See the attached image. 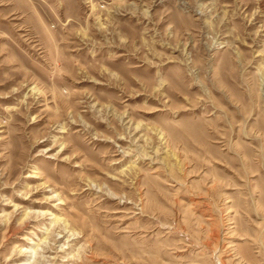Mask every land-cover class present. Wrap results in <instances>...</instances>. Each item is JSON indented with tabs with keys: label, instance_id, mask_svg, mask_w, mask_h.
<instances>
[{
	"label": "rangeland",
	"instance_id": "rangeland-1",
	"mask_svg": "<svg viewBox=\"0 0 264 264\" xmlns=\"http://www.w3.org/2000/svg\"><path fill=\"white\" fill-rule=\"evenodd\" d=\"M0 264H264V0H0Z\"/></svg>",
	"mask_w": 264,
	"mask_h": 264
},
{
	"label": "bare ground",
	"instance_id": "bare-ground-1",
	"mask_svg": "<svg viewBox=\"0 0 264 264\" xmlns=\"http://www.w3.org/2000/svg\"><path fill=\"white\" fill-rule=\"evenodd\" d=\"M28 216H29V214L26 213L25 216H24V218H25V219H28ZM24 218H23V219H24ZM20 252L23 253L22 250H21Z\"/></svg>",
	"mask_w": 264,
	"mask_h": 264
}]
</instances>
